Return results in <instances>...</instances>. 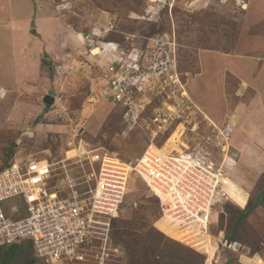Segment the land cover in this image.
Instances as JSON below:
<instances>
[{"label": "rangeland", "instance_id": "rangeland-1", "mask_svg": "<svg viewBox=\"0 0 264 264\" xmlns=\"http://www.w3.org/2000/svg\"><path fill=\"white\" fill-rule=\"evenodd\" d=\"M44 11L60 21H41ZM263 36L264 0H0V90L6 91L0 95V166L14 159L45 160L53 165L56 189L66 193L77 184L84 190L101 166L90 164L96 155L102 161L105 153L116 154L134 166L152 144L192 150L211 132L212 120L222 118L213 123L233 125L232 176L243 174L235 207L213 213L206 241L186 236L131 173L119 214L111 220L118 251L105 264H226L227 259L264 264V203L257 199L259 193L264 198V134L252 136L257 124L264 133V102L256 99L255 88L264 90V66H252L253 54L236 58L244 50L264 49ZM130 50H138L141 70L147 67L151 74L149 89L135 96L144 107L132 125L125 117L128 108L99 87L107 66ZM161 56L171 65L163 72L157 68ZM169 76L183 85L198 111L190 124L174 123L156 133L155 110L181 88ZM47 94L54 101L46 102ZM238 123L248 130L240 133ZM241 140L248 144L243 153L234 148ZM249 201L251 210L238 219ZM22 261L18 254L9 264ZM69 264L99 263L90 256Z\"/></svg>", "mask_w": 264, "mask_h": 264}, {"label": "built area", "instance_id": "built-area-1", "mask_svg": "<svg viewBox=\"0 0 264 264\" xmlns=\"http://www.w3.org/2000/svg\"><path fill=\"white\" fill-rule=\"evenodd\" d=\"M137 53L130 50L118 55L115 63L107 66L101 91L128 108L125 117L130 125L136 123L139 108L144 107L135 96L149 89L146 81L151 75L147 67L141 70ZM167 61L158 58L161 72L171 66ZM170 80L181 88L172 92V101L165 102V107L155 110L156 133L167 131L174 123L190 124L198 111L188 103L183 85L172 76ZM4 94L6 91L0 90V95ZM210 126L211 132L196 148L175 152L152 144L134 166L122 163L116 154L105 153L102 161L96 155L90 164L98 161L101 166L93 172V184L84 190L77 184H70L66 193L56 189L53 165L45 160L14 159L0 166V247L31 241L43 264L84 262L90 256L105 264L111 252L118 251L111 237V220L119 214L131 173L138 174L159 199L170 223L206 240L213 213L229 201L235 203V185L240 186L229 169L236 165L230 145L233 125L212 122Z\"/></svg>", "mask_w": 264, "mask_h": 264}, {"label": "crops", "instance_id": "crops-1", "mask_svg": "<svg viewBox=\"0 0 264 264\" xmlns=\"http://www.w3.org/2000/svg\"><path fill=\"white\" fill-rule=\"evenodd\" d=\"M43 10V9H42ZM39 17V19L42 21V20H44V19H46V20H59L58 18H54L53 16L52 17H50V16H48V15H45V11H44V14H40V15H38ZM51 18V19H50ZM60 21V20H59ZM264 37V36H263ZM65 42H67V41H65ZM49 51V50H48ZM52 51V50H51ZM54 52H57V53H59L60 52V50H53ZM249 54H253L252 55V57H251V59H252V61H253V64H252V66L254 67L255 65H256V67H257V69L258 68H262L263 66H264V64H262L261 62H264V49H260V50H258V49H256L255 48V50H250V51H248V50H244L242 53H240L239 55H238V57H236V58H239V59H241V58H244V57H247V55H249ZM246 60H247V58H246ZM245 60H241V61H239V64H240V62H244ZM245 64H242L243 65V70H247L248 69V64H247V61H245L244 62ZM254 70V69H253ZM252 70V71H253ZM256 71H258V70H256ZM241 72H242V70H241ZM253 73H256L255 71L253 72ZM101 79V78H100ZM99 79V81H101ZM96 80H93L92 82H94L93 83V86H94V89H96V82H95ZM247 83V82H246ZM104 84V80H102L101 82H99V87L101 88V91H102V88H103V85ZM255 88H256V99H257V97H258V99L260 98V100H262V104H263V102H264V90H263V88L260 90V88H259V86H255ZM257 99V100H258ZM104 108V107H103ZM215 119H219V120H221L222 118H214V120ZM214 120H212L213 122H216V121H214ZM243 121V119L241 118V122ZM217 123V122H216ZM219 123V122H218ZM240 123V122H239ZM238 123V124H239ZM251 126H254V124H252ZM254 129H257V131H255ZM247 131L248 129H246V127H244L243 125H241L240 126V124H239V132L240 133H242L243 131ZM250 130V129H249ZM252 130V129H251ZM252 131H254V132H252V136L253 135H255L256 136V134H264L263 133V129H262V127H260L258 124L255 126V127H253V130ZM235 140H236V138H235ZM235 145H236V147H234L236 150H240L242 153L244 152V151H246V150H248V144H247V142H243L242 140L241 141H238V142H235ZM236 167H237V165H235V167H233L232 168V172L236 169ZM232 174V173H231ZM233 175V174H232ZM234 178H235V180L237 181V182H240L241 183V181L243 180V174L241 173V171H238V175H235L234 176ZM240 183H239V185H240ZM241 186V185H240ZM177 232H179V233H184L185 231H177ZM187 234V233H186ZM186 236H191V235H189V234H187Z\"/></svg>", "mask_w": 264, "mask_h": 264}, {"label": "trees", "instance_id": "trees-1", "mask_svg": "<svg viewBox=\"0 0 264 264\" xmlns=\"http://www.w3.org/2000/svg\"><path fill=\"white\" fill-rule=\"evenodd\" d=\"M3 166H5V165L3 164L2 167ZM257 199L260 200V202L264 203V198L261 195V193H259L257 195ZM233 205L234 204L229 201L228 203H226L225 207H226V209H229L230 206H233ZM252 206H253L252 202L249 201L245 208H240V210H239V214L240 215H239L238 219L240 217H242V216H246L249 213V211L251 210ZM233 207H235V206H233ZM230 236L232 238H234L233 237L234 236V231L231 232ZM129 246L130 245H128L126 243V247L129 248ZM0 254H2V257L0 258V264H9V262L14 260L18 254H20L21 257H22V260H23L22 264H43L36 257L35 252H34V248H33V245H32L31 241H24L22 243L12 244V245H9V246H1L0 247ZM135 255L133 256V258L136 257ZM181 260H183V259H181ZM151 262L152 261L146 260V264H151ZM224 263L233 264V262H231V260H229V259H227ZM164 264H168V263L164 262Z\"/></svg>", "mask_w": 264, "mask_h": 264}, {"label": "water", "instance_id": "water-1", "mask_svg": "<svg viewBox=\"0 0 264 264\" xmlns=\"http://www.w3.org/2000/svg\"><path fill=\"white\" fill-rule=\"evenodd\" d=\"M33 32H35V30H33ZM45 101L48 102V103L54 101V96L51 95V94H47V95L45 96Z\"/></svg>", "mask_w": 264, "mask_h": 264}, {"label": "bare ground", "instance_id": "bare-ground-1", "mask_svg": "<svg viewBox=\"0 0 264 264\" xmlns=\"http://www.w3.org/2000/svg\"><path fill=\"white\" fill-rule=\"evenodd\" d=\"M238 187H239V186L235 185V188H236L235 191H238ZM186 232H187V231H186ZM198 236H199V235H198ZM200 237H201V236H200ZM201 238H202V237H201ZM204 240H205V238H204ZM205 241H206V240H205ZM209 262H210V261H209Z\"/></svg>", "mask_w": 264, "mask_h": 264}]
</instances>
